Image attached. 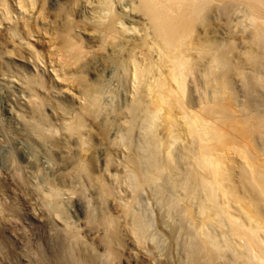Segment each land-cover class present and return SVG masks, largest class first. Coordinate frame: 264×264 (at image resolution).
I'll list each match as a JSON object with an SVG mask.
<instances>
[{
  "label": "bare ground",
  "instance_id": "bare-ground-1",
  "mask_svg": "<svg viewBox=\"0 0 264 264\" xmlns=\"http://www.w3.org/2000/svg\"><path fill=\"white\" fill-rule=\"evenodd\" d=\"M55 1L53 7L59 3ZM220 1L74 0L68 12L60 15L63 25L58 27L55 19H48L46 24L55 29L57 48L51 66L62 70L51 73L79 92V110L69 112L58 106L62 111L58 115L68 114L60 125L44 110L48 100L39 91H47L48 86L39 66H35L37 74L23 75L7 62L6 74L21 81L32 100L24 125L26 138L55 156L57 166L53 178L40 183L35 174L41 168L34 169L35 163L19 152V144L17 148L16 142L4 139L12 143V149L6 161L0 162V264H94L98 257L87 242H81L88 237L104 246L108 264H118L121 236L142 239L147 232L148 220L133 210L144 186H155L171 211L188 223L186 231L195 242V264L219 260L264 264V110L256 113L249 107L254 100L249 92L258 88L259 69L264 68V0H241L256 29L249 44V75L241 63L230 61L231 50H221L217 40L213 14ZM26 7L24 0H0V63L5 56L28 55L34 63L40 59L41 52L34 46L39 40L31 38L35 36L32 26L28 21L20 24L16 16V11L24 14ZM94 47L107 54L98 55ZM110 58L114 65L107 69L109 74L119 68L126 85L123 91L132 99L122 109V121L129 126L118 130V137L127 141L135 128L143 131L139 145L124 144L128 156L122 164L105 146L103 130H93L86 122L99 108L103 90L98 81L88 83L82 73L91 65L89 71L99 74ZM66 68L72 69L71 74ZM231 70L242 76L249 94L238 105L240 115L234 109L238 101ZM232 153L242 162L232 164ZM108 178L118 188L129 190L130 199L118 197ZM65 180L75 187L65 190L61 184ZM89 189H96L93 194L103 203L111 196L112 209L95 212ZM27 193L37 195L42 203L41 212L53 232L50 237L36 232L35 220L27 225L22 219L26 216L22 211L28 208ZM76 193L85 200L90 226L84 222L76 226L63 215L64 200ZM31 224L37 235L32 248L26 238Z\"/></svg>",
  "mask_w": 264,
  "mask_h": 264
},
{
  "label": "rangeland",
  "instance_id": "rangeland-1",
  "mask_svg": "<svg viewBox=\"0 0 264 264\" xmlns=\"http://www.w3.org/2000/svg\"><path fill=\"white\" fill-rule=\"evenodd\" d=\"M24 1L25 5H27L26 12L24 14H20V12L16 11V16L18 17L20 24L28 21L30 27L32 26L31 28L34 30L32 34L35 36L31 37L30 35V37L36 38L37 41L39 40L38 43H34V46L39 51V53H41L40 59L35 63L30 57H28V55H26L25 58H13L10 56H8L9 58H6L5 56L3 62L0 63V162L3 164L4 161H6V156L12 149V143L9 142H16V147L18 146L17 144H19L20 146H18L19 152H21V154L23 155L26 154L28 160H31V162L35 163L34 169L38 170L37 167L41 168V171H36L35 175L40 183L41 181L42 183H45L48 179L53 178L54 170L57 166L54 159L55 156L49 154L50 152L46 151L44 147L32 144L26 138L27 136L24 125H26V120H28L27 118H29V113L32 110V100L30 99V93H28L22 82L17 80L16 78L10 77L11 74H6V72L8 73L6 64L7 62L10 63L12 65V69L14 68L17 73L23 75L37 74L35 66H39L38 71L40 75H43V78L47 81L48 86L47 91H44L42 89H40L41 91H39L41 93V96L48 100L46 102V108L44 107V110L49 116V119L52 120L56 125L62 124V119L65 118L64 120H66L68 118V114L58 115L57 111H61L59 110L58 106H63V108L68 110L69 112L72 110H79L80 103L77 102L79 92L76 89L70 90L71 87L69 88L67 85H64L67 83L59 82L55 73V76L52 74V71L54 69H60V67L51 66L52 59L55 60L57 56V48L54 35L55 29L53 28V26H50V28H53L50 29L46 24L48 19H55L58 27L63 25V21L61 20L60 15L64 12H68L69 6L72 7V3L74 0H59V3H57L55 7L52 6V2L53 4H56L55 0ZM218 4V10L215 12V14H213V21L215 24V29L217 31V40L221 44V50H224L226 52L228 50H231V52L229 53L230 61L234 65L241 63L244 67V72L249 75L252 71V66L250 65L251 61H247L248 55L251 51L249 48V44L254 36V30L256 29L248 19V16H246L248 9L241 0H222ZM40 11L43 12V15H37ZM70 13H72L73 17H76L77 15V13L72 10ZM206 19L208 20V22L211 21L212 17L210 13L206 15ZM43 28H47V31L43 30ZM0 30H2V28H0ZM52 30L53 33L51 32ZM204 33L205 32L203 31V34ZM49 40L52 41V43ZM46 43H48V45ZM94 45L97 44L94 43ZM96 49L99 53L98 55L104 56L107 54L104 51H99L98 48ZM112 60L113 59L111 58L108 59V68L105 66V68L101 70L99 74L98 71H89L91 65L87 66V68L85 69L87 71L82 73L88 83H92L95 80V82L93 83L95 84L96 81H98L97 83L99 87H101L103 90L102 95L100 96L99 108L95 111L94 115L87 118L86 122L89 128H94L93 130H103V132L105 133V146H107V148L109 149H112L111 153L113 156H115V154L117 155L113 157V159L116 162L122 164L126 162L128 156L126 152H123L126 149V146L124 144L126 143L129 147L134 146V144L139 145V143H141L140 141H143V131L139 128H135V130L131 132L132 137H130L127 141H122L121 138L118 137L120 136V134L117 133L118 130L129 126V124H126L122 121V117H124L122 115V109L125 108V106L129 104L132 99L131 97L126 96V93L123 91L126 85L120 78L122 75L118 72L119 68H116V70H114L116 76L114 75L115 73L109 74L107 69H110V66L114 65V62ZM70 71H72V69L68 68L66 72L71 74ZM259 72V75L262 79L257 85L258 88L255 91L251 90L249 92L251 93V98L256 101L254 102L253 100V102H250L249 107L256 113L264 110V68L259 69ZM230 77L236 92V99L238 101L237 103H234V109L237 111L236 115H240L241 113L238 112L240 109L238 105L241 104L242 106L249 94L247 95L245 87L243 86L242 76L238 75V71L231 70ZM251 78L253 77H250V79ZM251 82H255L254 78L251 79ZM61 115L63 118L61 117ZM159 131L161 133V136L165 138V136L163 135V129L160 128ZM4 136H6L7 138ZM8 138L9 140L11 139L9 142L7 141ZM95 141L99 143L97 139H95ZM111 141H114L115 143L119 142L120 144L116 143L115 146H113L111 144ZM115 148L117 150L119 149L118 153H113ZM231 156V159L233 160V162H231L232 164L236 165V162H242V159L239 155L232 153ZM27 158H25V160ZM28 160H26L25 163H27ZM91 170L92 172H94V167H91ZM114 182L115 180L111 178L107 179V183L110 184L111 187L116 188L115 194L118 197L130 199V191L123 188H118L117 184ZM61 184L65 190H70L72 187H75V184L71 183V181L69 180H65V182L62 181ZM95 190L96 189H89L87 192L88 199L91 201L92 207L95 212H98L101 209L110 211L112 209V198H110L111 196L107 197L108 200L106 203H103L97 198V194H95L94 196L93 193ZM26 195L27 196H25V202L28 208L22 211V213L24 212L26 214V216L22 219L26 221L25 223L27 225L35 220V222H37V224L39 225V230L37 229L36 232H38V234L44 232L43 235L45 237H50L53 232H51V230L49 229L51 226L49 224H46L48 223V219L46 218L45 214H42L41 212L43 207L42 203L39 201L37 195L32 193H27ZM71 195L70 200H64L63 215L67 218L68 221L72 222L76 226L84 225V223L88 224L86 205L83 203L84 199L79 197L77 193ZM92 196H94L95 199H93ZM133 210L136 213H139L141 215L143 214L142 216L146 220H148L149 226L147 232L145 233V236H143L142 239H135L134 236L130 234H124L121 236L122 244H120L121 247L118 249V264L196 263L194 260L195 255H193V245L195 243L194 238L188 235L186 231V227L188 226L186 224L188 223H185V220L182 221L179 215L171 211L167 204V201L164 200L162 195L156 191L155 186H144L141 189L140 198L134 203ZM88 225L90 226V224ZM33 228L34 226L33 224H31L26 231V238L29 240V245H31V248L35 246L37 241V235L33 234ZM84 228L86 227L84 226ZM218 232H220V229H218ZM86 240L81 239V242H87V246L89 247V249L91 251L93 250V254H95L99 259L98 262H94V264H108L105 258L104 246L100 245V241L98 239H96V241H93L90 237L86 238ZM30 253L31 252L27 251V255L29 257H31ZM215 264L224 263L222 260H219L216 261Z\"/></svg>",
  "mask_w": 264,
  "mask_h": 264
}]
</instances>
